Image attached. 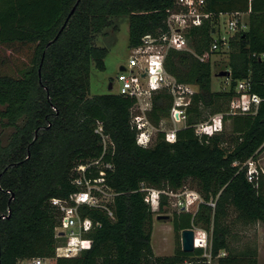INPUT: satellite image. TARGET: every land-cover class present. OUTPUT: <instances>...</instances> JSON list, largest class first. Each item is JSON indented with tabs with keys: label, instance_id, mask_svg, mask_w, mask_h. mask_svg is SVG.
Instances as JSON below:
<instances>
[{
	"label": "trees",
	"instance_id": "1",
	"mask_svg": "<svg viewBox=\"0 0 264 264\" xmlns=\"http://www.w3.org/2000/svg\"><path fill=\"white\" fill-rule=\"evenodd\" d=\"M76 1L0 0V127L13 129L0 144V264L34 257L49 258V264H207L206 256L216 264H259L257 245L239 244L232 228L264 224L263 177L249 183L243 167L264 148V102L255 116L226 112L239 80L249 78L251 91L264 99V62L253 56L264 52V0H205L215 18L248 13L246 30L229 39L223 54L228 89L211 90L212 62L169 50L167 74L197 91L175 142H166L159 132L150 147L136 144L130 123L134 100L111 92L90 96L91 68L103 71L107 55L94 39L111 26V18L127 17V45L136 47L142 36L165 30L166 10L174 0H79L65 23ZM212 26L206 22L190 30L195 55L207 52ZM171 106L170 94L158 92L147 119L157 128ZM209 120L207 131L197 137L194 126ZM226 122L228 134L216 131ZM97 123L107 136L105 144L94 132ZM96 159L101 164L89 166ZM79 166H86L85 178L104 179L110 201L77 207L79 219L92 224L81 235L88 246L76 257L54 258L64 240L56 237L60 213L50 201L67 200L81 190L74 184ZM187 180L194 182L201 201L194 211L172 214L174 252L154 257L153 212L141 188L178 192ZM167 202L161 195L159 211ZM193 228L208 234L207 247L184 253L180 232Z\"/></svg>",
	"mask_w": 264,
	"mask_h": 264
},
{
	"label": "built area",
	"instance_id": "2",
	"mask_svg": "<svg viewBox=\"0 0 264 264\" xmlns=\"http://www.w3.org/2000/svg\"><path fill=\"white\" fill-rule=\"evenodd\" d=\"M250 1V0H248ZM223 19V22H221ZM213 24L212 42L206 53L195 55L189 46V32L194 28L201 27L204 23ZM223 24V30L219 26ZM165 30L157 34H146L141 37L140 43L129 49V55L125 70L118 72L115 77L117 89L115 94L134 100L131 107V126L136 131L135 141L138 146L150 147L156 132L164 135V140L168 143L175 142V132L183 127L186 119V111L191 104V97L196 92L194 86L178 84L176 80L167 74L164 67L165 57L169 50L187 51L192 53L200 62H212L213 55L226 53L228 51L229 39L239 32L246 30V23L241 19V12L220 13L215 16L206 11L205 0H174L173 7L166 10L164 20ZM259 61L264 62V52L253 55ZM229 72V70H227ZM230 73V72H229ZM229 77H225V84L228 86ZM225 89V87L223 88ZM165 90L172 97V106L168 119L174 126L168 130L159 126L154 127L147 119L146 114L151 110L152 97L158 92ZM234 94L228 104L227 116H255L264 99L251 91V81L249 78L239 80L233 90ZM175 118L181 123L180 128H175ZM209 121L198 123L194 126V133L201 137L208 129ZM100 135L103 144L107 141V136L102 134V127L97 123L94 131ZM100 159H96L89 166H99ZM104 168L111 170L110 164H102ZM88 166V165H86ZM86 166H80L76 170L82 172L75 180L74 184L80 187V191L71 194L67 200L51 199L50 203L56 207L60 213V224L56 228V237L59 232H63L64 244L55 248L54 258L76 257L86 248L87 241L81 238L83 232L89 231L92 227L88 219H79L77 207L86 205L89 207H99V193L105 191L110 195L109 189L104 186L102 177L87 179L84 176ZM246 169L245 177L247 182L253 183L259 175H262L264 182V170L255 165L254 157H250L243 163ZM107 191V192H106ZM144 202L152 209L153 203L158 202L161 195L168 199H174L173 208L176 211H185L187 205L196 202L197 205L201 198L195 192L188 191H168L158 190L142 186ZM184 196V197H183ZM209 206L214 207L210 201ZM111 216V213L108 212ZM208 244L205 231L193 228L194 248L206 249ZM207 264H210L209 256ZM49 258H29L22 260L19 264H49Z\"/></svg>",
	"mask_w": 264,
	"mask_h": 264
},
{
	"label": "rangeland",
	"instance_id": "3",
	"mask_svg": "<svg viewBox=\"0 0 264 264\" xmlns=\"http://www.w3.org/2000/svg\"><path fill=\"white\" fill-rule=\"evenodd\" d=\"M223 22V19H221ZM111 26L109 28L104 29L101 33L95 36L94 44L97 47H103L107 50V55L104 59V70L98 71L94 68H91L90 79H89V94L90 96L100 95L105 93H115L117 89V84L115 82V77L119 72V67L127 64V59L129 55V48L127 45L128 39V20L127 17H115L111 18ZM220 30H223L224 25L221 24L219 26ZM213 38L216 35H211ZM212 78H211V90L213 92H217L219 90L228 89L226 86L224 78L216 77V73L222 71L226 64V55L223 54H215L212 57ZM109 82L112 85L111 91L107 90ZM194 91H197V88L194 87ZM2 107L0 106V110ZM175 128H180L181 123H178L175 118ZM174 127L171 124L169 119L163 120L161 123V128L164 130H168ZM13 129L10 127H0V144L4 145L9 135L12 133ZM216 131L219 133L224 132L228 134L230 131V123L226 122L219 127H217ZM156 132L152 143L153 145L156 136ZM103 144V141H102ZM255 165L258 168H262L264 170V148L258 153L254 158ZM78 168V167H77ZM79 169L81 167L79 166ZM77 170V174L80 175L82 172ZM184 191L195 192L196 188L194 182L191 180H187L184 186ZM99 193V201L102 203H107L110 201V195L105 193V191L101 192V190H97ZM199 195V194H198ZM184 197V196H183ZM174 199H168L167 204L163 207L162 211H159L160 199L155 201L152 205L153 212V221H152V232H151V249L154 257H165L171 256L174 252L175 248V239L174 233L171 228L170 219L172 214L176 211L173 208ZM197 203L191 202L187 205V209L190 211H194L196 209ZM157 216H168L169 220H157ZM234 217V213H231L230 219ZM232 232L236 233V240L239 244L245 243H254L257 245V253L259 252L260 259L262 260L264 256V224L255 223L247 226H243L241 224H237L232 228ZM206 233V232H205ZM207 241L208 234L206 233ZM64 240V239H63ZM237 243V242H236ZM86 246L88 244H85ZM221 255L223 253L221 252ZM207 259V258H206ZM210 264H216L214 260H210Z\"/></svg>",
	"mask_w": 264,
	"mask_h": 264
},
{
	"label": "water",
	"instance_id": "4",
	"mask_svg": "<svg viewBox=\"0 0 264 264\" xmlns=\"http://www.w3.org/2000/svg\"><path fill=\"white\" fill-rule=\"evenodd\" d=\"M78 2H79V0L76 1L75 5L72 7L71 11L67 15L66 20H65V23L70 18V16L73 14V12H74V10H75ZM55 39H56V37H55ZM124 70H125V68L123 66H120L119 67V72H123ZM229 75H230V73L227 70H222V71H219L216 74V77L225 78V77H228ZM111 89H112V85L109 82L108 87H107V90L108 91H111ZM156 219L157 220H169V217L168 216H157ZM58 236L62 237L63 236V232H59L58 233ZM180 246H181V250L184 253H191V252H193V250L195 249L194 248V245H193V229H185V230H182L180 232Z\"/></svg>",
	"mask_w": 264,
	"mask_h": 264
},
{
	"label": "crops",
	"instance_id": "5",
	"mask_svg": "<svg viewBox=\"0 0 264 264\" xmlns=\"http://www.w3.org/2000/svg\"><path fill=\"white\" fill-rule=\"evenodd\" d=\"M247 16H248V13L247 12H245V13H241V19H242V21H244L245 23H246V21H247ZM224 81H225V78H224ZM221 255V254H220ZM257 259H258V262H259V264L260 263H262L263 261H264V256H263V258H262V260L260 259V255H259V252H258V257H257Z\"/></svg>",
	"mask_w": 264,
	"mask_h": 264
}]
</instances>
